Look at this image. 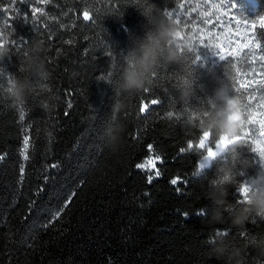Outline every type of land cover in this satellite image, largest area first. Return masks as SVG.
<instances>
[{"label":"trees","instance_id":"trees-1","mask_svg":"<svg viewBox=\"0 0 264 264\" xmlns=\"http://www.w3.org/2000/svg\"><path fill=\"white\" fill-rule=\"evenodd\" d=\"M177 2L149 0L161 10L165 6L172 10ZM184 2L189 8L203 0H191L190 5ZM238 4L248 17L264 11V0H238ZM38 6L58 20L40 18L34 22L38 29L34 33L22 20L10 21L13 38L22 36L29 43L22 46L19 55L11 54L0 62L7 71L5 88L0 89V264H222L211 255L206 241L213 228L224 226L212 225L207 216L196 214L207 206L211 215L212 205L202 185L207 186L221 161L233 166L237 183L247 181L261 167L260 159L251 151L255 145L242 143L222 153L199 177H192L197 156L180 153L191 137L177 126L175 116L183 118L185 107H200L203 98L227 78L232 94L247 103V95L235 91V72L226 61L211 58L210 51L198 47L195 53L187 54L183 67L170 65L156 70L158 77L151 78L148 88H159L151 95H159L163 104L139 114V98L147 94L116 96L118 76L111 83L100 81L99 76L108 65L104 56L108 46L120 56L132 38L143 36L147 20L140 8L125 0H54L48 6ZM70 8H88L96 23L85 27L87 22L81 17L73 26V14L63 15ZM181 20L187 21V17L182 14ZM177 26L184 36L181 44L187 40L192 47L197 45L190 39L194 35L190 26ZM33 39L43 41L41 58L50 73L49 88L42 91L34 87L23 106L12 107L4 95L7 78L25 77L21 68ZM197 55L200 60L191 63L190 58ZM160 69L167 70V75ZM188 76L193 81V96L185 106L176 100L175 89ZM115 99L125 107L117 114L123 131L118 146L112 149L105 145L102 131ZM45 101L47 108L42 106ZM69 101L71 108L67 107ZM257 103L253 101L254 109ZM19 108L26 109L23 123ZM168 111L174 113L171 120ZM24 136L30 144L26 161L20 155ZM149 144L153 145L151 150ZM245 162L247 168L243 167ZM52 164L58 167L52 168ZM136 164H145V168L138 169ZM241 170L244 175H239ZM174 178L178 179L176 185L171 184ZM226 190L227 202L236 205L235 187L228 185ZM58 211L59 217L53 219ZM224 215L229 212L224 211ZM246 227L251 233H260L251 222ZM225 242L245 244L235 229ZM246 251L247 264H258L251 249Z\"/></svg>","mask_w":264,"mask_h":264},{"label":"clouds","instance_id":"clouds-1","mask_svg":"<svg viewBox=\"0 0 264 264\" xmlns=\"http://www.w3.org/2000/svg\"><path fill=\"white\" fill-rule=\"evenodd\" d=\"M141 14L147 20V27L143 36L132 38L130 47L121 54L124 66L116 81V96L121 93L141 92L151 84L153 73L159 67L170 65L183 67L182 61L192 52L189 41L185 40L182 44L179 42L177 24L167 18L163 12L141 11ZM10 39L11 34L0 33V60L10 56ZM42 51L43 41L33 39L26 53V63L21 69L26 73L25 77H15L4 91L10 106H23L27 95L34 87L42 91L49 88L47 82L50 73L41 58ZM175 91L176 100L187 106L193 96V81L189 76L183 78L181 85ZM232 91L228 78L219 81L211 93L203 98L200 107L195 109L185 107L187 112L183 118H175L177 126L185 132V135L191 137L187 142H191L193 147L191 149L186 147L185 150L197 156V164L193 171L195 177H199L205 168L211 167L212 162L220 158L222 153L240 144L234 138L238 135L242 117L237 98ZM42 106L47 108L49 103L45 101ZM124 107L119 99H115L111 105V115L103 127L102 136L105 145L112 149L118 146L120 133L123 131L117 120V114ZM172 118L169 117L170 120ZM205 132L210 133L209 139L213 144L218 140L221 141L222 147L217 150L215 156H208L206 151L202 153L201 149L196 147L199 137ZM243 167L247 168L248 164L245 162ZM236 175L232 165L221 161L207 186L202 185L204 196L211 202L212 208L211 215L207 206L198 210L199 215L207 216L208 223L212 225L224 226L213 228L212 235L206 242L211 255L222 264H247L246 248H250L255 254L258 264H264V233H249L246 227V224L253 221L264 222V166L261 165L255 175L247 179V191L243 200L232 205L226 200L228 195L226 186H237ZM239 175H244V171L241 170ZM224 211L229 212L227 217ZM187 218L188 216H185V219ZM233 229L239 235L244 234V245L225 242Z\"/></svg>","mask_w":264,"mask_h":264},{"label":"snow or ice","instance_id":"snow-or-ice-1","mask_svg":"<svg viewBox=\"0 0 264 264\" xmlns=\"http://www.w3.org/2000/svg\"><path fill=\"white\" fill-rule=\"evenodd\" d=\"M77 2H89V0H77ZM125 2L138 6L140 10L144 12H163V14L170 20H173L175 15L174 22L177 25L183 23L185 27L190 26L192 33H194L190 39L198 41V45L192 47V53H195L198 47L207 49L214 56L218 57L219 60L227 62V67L235 72V75L232 77L236 86L235 91L241 95H247V103H241L240 97L235 96L239 104V112L242 119L240 121L238 135L234 139L240 144L247 143L255 145L254 147H251V151L259 156L260 163L264 166V147H261V145H264V11L259 12L253 17H248L240 11L238 0H218V2H216V0H203V3H197L194 7L189 8H186L184 0H179V2L176 3L175 8L172 10H168L167 6L162 10L157 9L155 5L149 3V0H125ZM53 3L54 0H8L5 4L4 0H0V5H2L0 13H3V16L0 17V33L11 34L9 42L10 56L11 54L19 55L22 46L29 43L28 40L22 36L13 38L14 29L11 27L10 21L22 20L24 24L31 25V31L34 33L38 30L35 27L34 22L39 21L40 18L44 17L58 20V17H50L49 12L46 11L45 7L38 6H48ZM187 3L190 5L191 0H187ZM17 5H19V7H17ZM22 5L25 6L24 11H21ZM205 5H207L206 8ZM176 9H179L180 11H176ZM69 12L75 17L73 26L81 22V17L83 22H87L85 23V27H88L89 24L96 23L93 12L88 8H84L82 11L79 8H70L67 12H64L63 15L67 16ZM12 13H15V16H13ZM194 13L198 15V20L197 17L193 15ZM5 14H7L6 19L4 18ZM182 14L187 17V21L181 20ZM44 27L47 28L49 32H53L48 25L45 24ZM60 27L65 28V25L61 23ZM183 38L184 36L182 32L179 31L177 33V39L181 40ZM65 43L72 44L73 41L66 40ZM101 51H104L103 48ZM104 56L108 58V65L100 71L101 74L99 80L111 83L115 80V76L119 77L124 66L123 61H121V55H115L110 46H108L107 51H104ZM4 60L5 59L0 60V62H3ZM198 60H200V56L198 55L190 58L191 63H196ZM160 70L165 71V74L167 75V70ZM6 72L5 67L0 63V89L5 88L3 78ZM153 77H158V71L153 73ZM14 78V75H9L6 82L7 85H9ZM166 87L167 85H165V88ZM158 92V87L152 89L146 87L142 90V93L147 95H141L139 98V104L137 106L139 114L149 112L154 105L163 104V100L159 95H151ZM164 97L172 99L168 94H165ZM253 101H258L256 109H259V111L252 107ZM67 107H72L70 101L68 102ZM18 112L19 121L23 123L25 120L26 109L19 108ZM65 115H68V113L65 112ZM173 115V112H167L168 118L173 117ZM175 118L179 119L181 117L180 115H176ZM25 131H27V128H25ZM257 133H259V138ZM209 137L210 133H203L199 137L196 147L200 148L202 153L206 151L208 156H215L217 150L222 147V144L221 141L218 140L213 147V143L210 141ZM29 146V137L24 136L20 155L25 161L29 158L27 154ZM186 147L191 149L193 145L191 142H187ZM148 148L151 150L153 145L149 144ZM187 152L191 153L190 151ZM180 153H186L184 147L180 148ZM2 159L3 157L0 156V160ZM157 159H160V157L157 156ZM196 164L197 160L195 161V167ZM51 167L56 168L58 165L52 164ZM136 168L144 169L145 164H136ZM20 174L22 180L24 174L23 165L20 167ZM156 175L158 176L159 172H157ZM192 177H195L193 173ZM45 179L47 180V177H45ZM152 179L153 177L150 175L148 177V182L151 183ZM177 183L178 179L174 178L171 180L172 185H176ZM235 190L236 193H238V198L235 204H238L243 200L247 191L246 181L237 183ZM70 200L71 197L65 201V206ZM33 203H35V201H33ZM200 209H202V207ZM196 214L199 215V212ZM59 215L60 212L58 211L53 219L58 218ZM185 216H188V214L185 213ZM251 224L256 226L258 232L264 233V226H262L260 221H253ZM248 232L251 233V230L248 229ZM230 234L231 232L229 235ZM243 235L244 234H240L239 236L243 237Z\"/></svg>","mask_w":264,"mask_h":264},{"label":"rangeland","instance_id":"rangeland-1","mask_svg":"<svg viewBox=\"0 0 264 264\" xmlns=\"http://www.w3.org/2000/svg\"><path fill=\"white\" fill-rule=\"evenodd\" d=\"M217 2H218V1H217ZM179 11H180V10H179ZM197 19H198V15H197ZM195 44L198 45V41H196ZM210 57L213 58V57H216V56H214L213 54H211Z\"/></svg>","mask_w":264,"mask_h":264}]
</instances>
